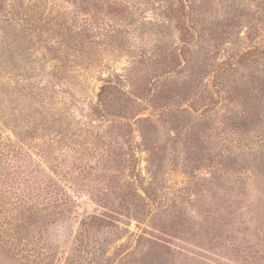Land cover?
I'll return each instance as SVG.
<instances>
[{"label": "rangeland", "instance_id": "obj_1", "mask_svg": "<svg viewBox=\"0 0 264 264\" xmlns=\"http://www.w3.org/2000/svg\"><path fill=\"white\" fill-rule=\"evenodd\" d=\"M0 264H264V0H0Z\"/></svg>", "mask_w": 264, "mask_h": 264}, {"label": "trees", "instance_id": "obj_2", "mask_svg": "<svg viewBox=\"0 0 264 264\" xmlns=\"http://www.w3.org/2000/svg\"><path fill=\"white\" fill-rule=\"evenodd\" d=\"M258 51L256 49H253V50H248L246 52H241L239 55H238V62H243V61H247V60H251L252 58H254V56L256 55ZM237 62V63H238ZM227 66H229V63L227 62L226 63ZM110 85V82H107V84L103 85L101 87V90H106V88H108ZM110 88V87H109Z\"/></svg>", "mask_w": 264, "mask_h": 264}]
</instances>
